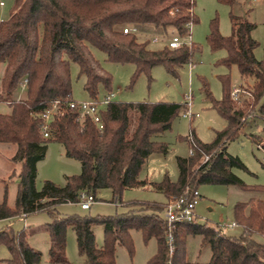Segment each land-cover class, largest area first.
<instances>
[{"label":"trees","instance_id":"1","mask_svg":"<svg viewBox=\"0 0 264 264\" xmlns=\"http://www.w3.org/2000/svg\"><path fill=\"white\" fill-rule=\"evenodd\" d=\"M232 5L234 0H219ZM193 0H13L8 16L0 20V101L6 102L9 113H0V143L15 145L11 160L20 165L19 183L13 206L0 202V220L15 219L37 212H46L51 222L48 258L52 264H69L66 258V232L72 228L77 251L86 264H115L116 246L133 253L131 231H139L144 242L155 239L157 250L149 264H264V200L250 199L233 208L234 223L242 229L238 237L220 234L207 224H178L174 230V252L169 258L165 241L163 203L131 202L127 210L115 216L60 217L56 208L65 203L79 204L80 194L95 196L101 189L111 191L120 201L126 189L149 185L165 200L178 197L186 190L193 195L201 185L236 186L243 191L261 192L264 187L245 185L232 169H245L241 159L227 151V143L238 136L251 114L264 119V54L254 55L258 45L251 32L255 26L246 18L230 13L234 33L223 36L217 19L210 23L206 36L212 51L224 49L225 56L217 63L236 65L251 97L243 106L230 97V77L220 75L223 95L215 99L203 81L205 97L225 119L223 129L215 132L210 142L193 136L194 150L186 157L176 156L178 178L165 175L160 182L139 179L147 157L154 152L166 154L168 145L153 136L170 128L171 121L186 109L185 103L148 101H110L101 110L102 127L90 116L80 122L76 110L67 107L71 99L70 62L78 65L77 76H84L83 89L90 98L97 97L99 87L111 89V76L92 54L90 46L103 51L108 61L132 63L135 67L131 83L144 73L151 80L150 70L162 64L176 74L179 66L194 64L199 47L193 42L177 48L163 45L148 47L149 36H165L169 31L183 36L186 24L195 23ZM126 26L136 33H125ZM26 96L12 98L25 79ZM58 101L62 113L49 123V137L41 133L39 113ZM256 143L260 136L249 134ZM49 141L63 146L64 154L80 162L78 175L66 176L63 186L45 180L35 186L37 162L47 152ZM264 145V143H263ZM103 227V245H95L93 226ZM188 236H200L201 246L210 250L207 263H192L186 256ZM0 245L10 255L8 264H42V254L32 248L24 231L10 227L0 231Z\"/></svg>","mask_w":264,"mask_h":264},{"label":"rangeland","instance_id":"2","mask_svg":"<svg viewBox=\"0 0 264 264\" xmlns=\"http://www.w3.org/2000/svg\"><path fill=\"white\" fill-rule=\"evenodd\" d=\"M0 20L5 19L13 4V0H0ZM193 11L197 22L190 28L191 41L199 47L195 52L192 64H184L177 68L176 74L167 71L164 65H154L150 70L151 80L141 73L131 83L134 72L132 63H117L108 61L103 51L90 46L92 54L99 60L103 68L111 76V91L115 92L114 101H148V102H177L185 103V94L193 96L190 106L191 112L198 114L189 118L180 113L171 121L170 128L153 136V139L164 141L168 145L166 154L154 152L144 162L139 173V178L148 181H161L165 175L172 181L178 178L176 156H188L190 149L189 135H194L202 142H210L215 137V132L225 127L226 121L217 110L213 108L209 99L205 97L202 82L208 84V88L215 99H221L223 95L220 75L228 74L230 87H237L243 83L236 65L227 67L217 61L225 56L226 51L219 49L212 51L207 43L206 36L210 23L217 19L218 30L223 36L234 33L230 13L246 18L255 26L251 32L258 45L254 49V55L261 59L264 54V0H234L232 5L219 0H193ZM174 31L168 35L159 36L158 42L149 43L151 49H158L165 44ZM3 66H0V76ZM78 65L70 62L71 74V98L76 101L90 99L83 89L84 76H77ZM109 90L99 87L98 98H102ZM25 86L19 84L12 98L24 96ZM17 100V99H16ZM10 107L6 102L0 101V113H9ZM264 121L256 118L245 122L242 131L237 137L227 143V151L238 156L245 169H232V172L247 186L264 187V150L258 149L249 137V134L263 132ZM15 152V145L0 143V202L6 192V200L9 206H13L19 183L20 165L11 160ZM81 171L80 162L64 154L63 146L55 141H49L45 157L37 162V174L35 180L36 189H40L45 180L52 181L56 185L63 186L66 176L78 175ZM198 191L202 199L196 206V215L199 225L207 224L209 227H218L225 235L238 237L242 233L240 227L232 226L234 222L233 208L237 203L247 202L250 199L264 200V191H243L236 186L201 185ZM90 209L82 210L79 204L65 203L56 208L60 217L78 216H115L127 210L125 204L131 202L161 203L164 196L154 189L143 187L126 189L121 194L119 203H114L115 198L108 189L97 192ZM204 219V220H200ZM51 216L46 212H37L21 219L12 220L9 226L14 232L24 231L28 243L42 254V264H52L48 258L49 232L46 228L51 222ZM6 223L0 222V229ZM95 245L100 248L103 245V227L93 226ZM133 253L117 245L115 250V264H149V260L157 250V242L151 239L144 242L141 232L131 231ZM258 241H264L255 236ZM187 260L192 263H207L210 259V250L207 246H201L200 236H188L186 239ZM9 252L4 245H0V264H8ZM66 258L69 264H86L84 256L77 251L76 238L71 227L66 232Z\"/></svg>","mask_w":264,"mask_h":264},{"label":"built area","instance_id":"3","mask_svg":"<svg viewBox=\"0 0 264 264\" xmlns=\"http://www.w3.org/2000/svg\"><path fill=\"white\" fill-rule=\"evenodd\" d=\"M0 4H3V2H0ZM2 20V19H1ZM192 23L188 22L186 24L187 32L185 35L181 36L177 33L173 34L170 38L164 39L165 44L170 48H177L180 47L183 44H190L191 37H190V28ZM123 32L125 33H136L137 29L133 26H126L123 28ZM151 42H158L160 41L159 36H151L149 37ZM191 64V63H190ZM193 65V64H192ZM26 78L23 79L20 84L23 86H26ZM115 95V92L109 90L106 95H104L102 98H90L85 101H76L72 98L68 100L67 107L69 109L76 110L78 113V117L80 122L82 121L83 117L90 116L94 123L101 128L102 127V121L100 116V110L110 101H112L113 96ZM252 94L249 90L242 88L240 86H235L230 91V97L233 101L237 103L239 106L244 105V101L251 97ZM185 104L186 109L183 113L184 116H187L189 118H192L193 116H197L198 114H194L191 112L190 106L192 104L193 96L191 93L185 94ZM57 113H62V109H60V105L58 104V101L53 102L51 108L47 109L44 112H41L38 114V116L41 118V133L44 138H48L49 133V123L53 119V116ZM249 119H252L251 114L243 117V121H248ZM264 121V119H261ZM260 139L258 142L255 143V146L258 149L264 150V129L263 132L260 133ZM188 140L190 141V149H189V155L193 153L194 150V141L193 136L189 135ZM199 201V195L198 192H193V195L191 196L190 193L186 190L183 194H181L178 197H173L169 200H166L162 205V217L165 224V241L166 246L168 250L169 258H171L173 252H174V230L175 227L178 224L184 223V222H194L197 223V217L195 213L196 205ZM94 202V197L91 194L81 193L80 194V208L82 210H88L91 206V204ZM116 203V202H115ZM232 226H237L234 222L232 223ZM216 231L220 234H224V232L218 227ZM264 240V238H263ZM264 242V241H263ZM168 264H171L170 261H168Z\"/></svg>","mask_w":264,"mask_h":264},{"label":"crops","instance_id":"4","mask_svg":"<svg viewBox=\"0 0 264 264\" xmlns=\"http://www.w3.org/2000/svg\"><path fill=\"white\" fill-rule=\"evenodd\" d=\"M0 2H2V1H0ZM0 5H2V4H0ZM152 36H157V35H152ZM149 37H151V36H149ZM25 90H26V87H25ZM25 96H26V94L24 95V96H18V97H15L14 99H23V98H25ZM185 99V98H184ZM48 146V145H47ZM150 156V155H149ZM148 158V157H147ZM146 161V160H145ZM140 180H143V179H141V178H139ZM161 180H162V178H161ZM145 181L146 182H148V183H151V182H160V181H148L147 179H145ZM173 181V180H172ZM145 187H147V188H150V186L149 185H146ZM198 195H199V201L202 199V197H201V195H200V193H199V191H198ZM166 200H165V198H164V200H163V202H161V203H164ZM198 201V202H199ZM116 202V204H120V205H122V203L120 202V201H118L117 199H115L114 200V203ZM198 204V203H197ZM197 206V205H196ZM90 209V208H89ZM195 213H196V208H195ZM22 217H26V216H22ZM196 217H197V215H196ZM15 219H21V217H18V218H15ZM12 220H14V219H3V220H0V222H2V223H6L4 226H2V228L0 229V231L1 230H3L4 228H6V227H9L11 224H12ZM200 220H204V219H200ZM198 218H197V223H198ZM235 227H237V226H235ZM218 228V225H217V227H214V229H217ZM94 233V232H93ZM28 239V238H27ZM30 245V244H29ZM35 249V248H34Z\"/></svg>","mask_w":264,"mask_h":264}]
</instances>
